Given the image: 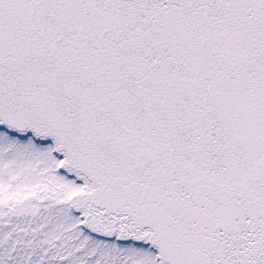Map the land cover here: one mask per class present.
I'll use <instances>...</instances> for the list:
<instances>
[{
  "label": "snow or ice",
  "instance_id": "snow-or-ice-1",
  "mask_svg": "<svg viewBox=\"0 0 264 264\" xmlns=\"http://www.w3.org/2000/svg\"><path fill=\"white\" fill-rule=\"evenodd\" d=\"M0 264H264V0H0Z\"/></svg>",
  "mask_w": 264,
  "mask_h": 264
}]
</instances>
